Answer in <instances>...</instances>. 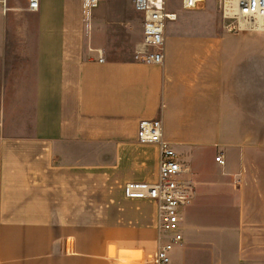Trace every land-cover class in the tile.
Returning <instances> with one entry per match:
<instances>
[{"label":"crops","instance_id":"obj_1","mask_svg":"<svg viewBox=\"0 0 264 264\" xmlns=\"http://www.w3.org/2000/svg\"><path fill=\"white\" fill-rule=\"evenodd\" d=\"M56 1L0 12V264H115L111 241L154 250L157 204L124 192L158 179L159 147L137 137L153 118L197 185L172 264H264V40L225 35L220 12L225 34L179 14L165 63L148 65L119 52L104 16L85 28L82 0ZM208 1L195 18L212 17ZM22 16L37 38L14 37ZM23 43L37 45L30 67L12 60Z\"/></svg>","mask_w":264,"mask_h":264},{"label":"built area","instance_id":"obj_2","mask_svg":"<svg viewBox=\"0 0 264 264\" xmlns=\"http://www.w3.org/2000/svg\"><path fill=\"white\" fill-rule=\"evenodd\" d=\"M9 0H0L3 12L10 10ZM103 0H82V22L92 29L95 10ZM169 0H127V6L142 14L137 30L140 38L134 60L148 65H162L166 60V28L168 21L179 19V12L168 8ZM207 0H182L185 11L203 8ZM223 29L228 33L264 32V0H217ZM41 0H28L30 11H39ZM100 61H104L103 51ZM1 126V124H0ZM138 140L159 147V176L154 182L128 181L124 185L127 197L147 199L157 203V246L147 250L140 245L111 241L108 257L115 264H172L173 250L184 242L181 229L182 210L192 204L197 195L196 181L187 176L190 169L181 160L176 148L165 138L164 124L159 118L142 119L138 124ZM225 164L222 155L216 157Z\"/></svg>","mask_w":264,"mask_h":264},{"label":"rangeland","instance_id":"obj_3","mask_svg":"<svg viewBox=\"0 0 264 264\" xmlns=\"http://www.w3.org/2000/svg\"><path fill=\"white\" fill-rule=\"evenodd\" d=\"M182 0H169L168 2V8L170 10H176L179 12V14L182 15L181 19L186 18L187 21L191 24L192 22H197L198 20H209L211 19V21L216 23V31L218 34H225L221 29H220V18L218 17V15H215L216 13L220 12L219 10V6H218V2L217 0H209L208 4H207V8L203 11L204 14H208L211 15L212 17H208L206 18L205 16H198L199 18H195V16H197L195 13H197V11H183L182 8ZM26 0H9L8 1V5L9 7H17V10L15 11H10V12H16L17 16L18 13H20V8L24 7L26 5ZM44 4V2H43ZM55 4H58V0L55 2ZM60 4V3H59ZM44 8V7H43ZM42 8L41 12L44 11V9ZM8 11V12H9ZM132 10H129V8H127V6L122 2V0H103L99 7L95 10L94 13V18L96 14H99V16H104L105 20L108 21V26H110L113 35L117 34V37L115 38L112 37V40H114L113 44H115V40H116V44L120 43L121 45V49H119V52L122 55H126V56H133L135 50L133 49V35H132V31L140 24H142V18H140V16L137 13H132ZM0 12H2V4H0ZM7 12V13H8ZM9 12V13H10ZM191 17L189 18L188 15L189 13H191ZM214 15V16H213ZM56 16L58 15H52L50 16V26L55 23H57L60 20H57ZM55 17V18H54ZM205 17V18H204ZM93 18V20H94ZM204 18V19H203ZM21 19L19 20V23L14 26H18L21 28V30L19 29L18 33L14 31V37L18 38V37H29L31 36L32 38H37L40 35L41 29L38 23L37 19H33L30 18L28 16H22ZM176 21H168L167 22V30L168 29H172L175 27V23ZM15 29V28H14ZM166 30V54H167V46H168V41H167V36H168V32ZM185 36H189L191 35V30L189 28L185 29ZM227 36L230 37H258L264 40V32H245V33H241V34H225ZM175 40L177 42H175L176 44V53L178 54H189L191 51V44L189 42L186 41H180L177 36L175 38ZM37 47V45H31V44H27V43H23V44H18L16 45V53L18 54L17 57L13 58L12 60H22L25 62V64H27V66L30 67V63L32 64L34 56L33 54L35 53V48ZM234 47V46H233ZM136 49V48H135ZM118 52V53H119ZM134 58V57H133ZM27 61V62H26ZM26 71H28V73L30 74L29 71H31L30 68H27ZM27 73V74H28ZM156 203V202H155ZM157 204V203H156ZM158 207V205H157ZM177 248V247H176ZM174 249L172 252V255L175 254L177 249Z\"/></svg>","mask_w":264,"mask_h":264}]
</instances>
